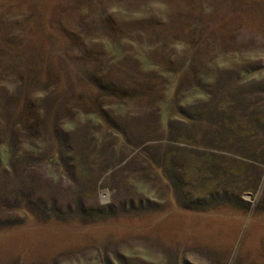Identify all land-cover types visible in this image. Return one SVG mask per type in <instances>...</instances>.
<instances>
[{"label": "rangeland", "instance_id": "1", "mask_svg": "<svg viewBox=\"0 0 264 264\" xmlns=\"http://www.w3.org/2000/svg\"><path fill=\"white\" fill-rule=\"evenodd\" d=\"M212 100L264 120V0H0V264H264V165L179 135Z\"/></svg>", "mask_w": 264, "mask_h": 264}, {"label": "trees", "instance_id": "2", "mask_svg": "<svg viewBox=\"0 0 264 264\" xmlns=\"http://www.w3.org/2000/svg\"><path fill=\"white\" fill-rule=\"evenodd\" d=\"M216 102L218 103L219 101L216 100ZM216 102H213L212 100L211 102H208V104L206 103L203 104V110L196 114L199 116L200 119L206 118L208 121V125H206L205 128L202 129L203 130L202 133L199 134L196 130L185 131V132L181 131L179 133L180 138L183 137L184 140L188 139L187 141L190 140L193 143H195V141L197 140L196 142L198 144L200 143L202 145H206L207 147L214 145V148L212 149H207L206 147L205 152L203 153V155L206 156V154L209 152L207 158L211 160V163L210 164L208 163L205 169L202 168L203 170L202 169L199 170L202 173L206 172L207 173L206 176L209 177V180L210 179L214 180V182L216 183L215 185L216 187H218V185L227 188L231 186L234 187V189L240 188V192L247 190L249 188H253V189L257 188L259 184V180L260 178L262 179V175H263L264 152L258 154L251 144L248 145H250L252 148L246 151V149L244 150L243 148L244 146L243 143L250 142L256 139L258 141L260 135L258 137L257 135L260 132H263L264 135V120L260 117H254L252 115H248L246 117V114L241 113L240 123H238L237 121L236 124L234 123L236 120L228 119L227 116H225L224 113H222L223 111L218 112L219 118H217L214 116L215 111L216 109H218V106H220L221 103L216 104ZM238 102L239 101L236 100L235 103L238 104ZM242 102L243 100L242 101L240 100V107H242L241 105L243 104ZM219 122H221L222 127L214 129L213 128L214 124H219ZM233 123L235 125H233ZM238 124H240L239 130H238L239 128ZM231 127H235L236 134L240 133V135L237 134L240 137L239 141L238 138L235 136L236 134L232 132L233 129H231ZM198 134L201 135V137H199ZM238 142H240L239 146L236 145V143ZM237 148H240V151ZM215 149L217 150L226 149L225 153H228L227 155L232 154L230 153L231 149L232 150L234 149V151H236L235 155H237V153H239L240 155H237L236 159L235 157H227L225 160L226 165L229 160H234L237 162V164L240 163V167H237L234 164V165H227L226 167L223 166L222 168L221 166L223 165V163H221V161L219 160V158L221 159L222 156H219V154H217V150ZM218 164L221 165L218 166ZM198 168H201V166L198 165ZM222 169H224V171L220 174L221 177H218L219 176L218 173H220ZM170 172L171 170H167V173L169 175ZM210 175H214V176L210 177ZM234 189H232L233 192ZM212 197L215 196L213 195ZM240 203H241V199H240ZM202 205L204 204L197 202L195 207L198 208V206H202ZM182 206L188 207L185 204ZM240 207H245V205L240 204Z\"/></svg>", "mask_w": 264, "mask_h": 264}, {"label": "crops", "instance_id": "3", "mask_svg": "<svg viewBox=\"0 0 264 264\" xmlns=\"http://www.w3.org/2000/svg\"><path fill=\"white\" fill-rule=\"evenodd\" d=\"M185 142L187 141V140H184ZM187 142H189L190 143V140L189 141H187ZM205 204V203H204ZM206 204H208V203H206Z\"/></svg>", "mask_w": 264, "mask_h": 264}]
</instances>
